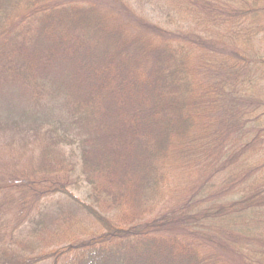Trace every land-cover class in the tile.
Returning <instances> with one entry per match:
<instances>
[{"label": "trees", "instance_id": "1", "mask_svg": "<svg viewBox=\"0 0 264 264\" xmlns=\"http://www.w3.org/2000/svg\"><path fill=\"white\" fill-rule=\"evenodd\" d=\"M0 106V264H264V0H0Z\"/></svg>", "mask_w": 264, "mask_h": 264}, {"label": "rangeland", "instance_id": "2", "mask_svg": "<svg viewBox=\"0 0 264 264\" xmlns=\"http://www.w3.org/2000/svg\"><path fill=\"white\" fill-rule=\"evenodd\" d=\"M155 4L156 5L152 6V9H153V11L156 14L159 15L160 13H162L160 11V9L158 10V8H159V2H155ZM163 7H162V9H163ZM164 10H167V9L164 7ZM11 116L13 117V115L11 113H9V111L7 110L6 106H0V121H2L4 123H9L10 122V119L12 118ZM4 142H5V140L3 138H1L0 139V144L1 143H4ZM5 164H6V160L0 159V186L1 185H5V184L7 185V183H8V176L6 174V172H7L6 169L8 168V170L10 172V169L12 168V167H10V165H8V164L5 165ZM3 191L8 192V190L5 189V188H3ZM71 192L73 193L74 196H76L80 200L85 201V202H88L87 199H86V195L87 194H86L85 188L84 189H80L78 191L72 189ZM55 200L59 202V203H56L54 201L53 204H55L57 206L55 208V210H57L58 208L59 209L61 208V209L65 210V211H67L68 209H72V210H75L76 211L75 207L70 202H68L67 200H65V199H59V198H56ZM6 204H7V201L4 202V205H6ZM4 205H3V207H4ZM8 208H9V206H8ZM3 212L5 213L6 210L3 209ZM9 214H10L9 217H11L12 213H9ZM75 217H76V219L81 220L83 225H85V226H89L90 225L89 220L86 217H84L83 215L77 214L75 212ZM41 264H50V263L49 262H44V263H41Z\"/></svg>", "mask_w": 264, "mask_h": 264}]
</instances>
